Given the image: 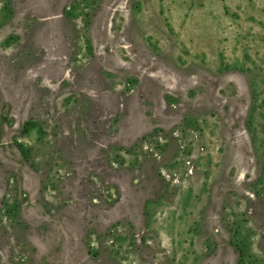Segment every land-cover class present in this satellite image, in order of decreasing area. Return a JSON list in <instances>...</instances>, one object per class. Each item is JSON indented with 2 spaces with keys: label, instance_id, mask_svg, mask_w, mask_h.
Masks as SVG:
<instances>
[{
  "label": "flooded vegetation",
  "instance_id": "1",
  "mask_svg": "<svg viewBox=\"0 0 264 264\" xmlns=\"http://www.w3.org/2000/svg\"><path fill=\"white\" fill-rule=\"evenodd\" d=\"M82 1L81 18L95 52L75 70L70 40L75 6ZM95 1L101 7L90 6V0H4L8 22L18 25L19 50L15 60L11 54L5 63L0 60V207L6 196L16 195L20 209L36 211L29 264H117L108 244L114 240L128 241L134 254L154 264V256L163 253L148 228L147 206L170 200L169 185L157 171L163 161L155 156L132 171L112 170L110 146L122 149L133 142L136 147L158 130L166 135L202 101L208 103L206 97L189 101L180 95L182 82L145 48L128 41V0ZM116 14L121 23L113 33ZM113 81L118 82L114 89ZM69 104H79L77 114H71ZM116 119L117 129L110 135ZM30 122L38 126L40 138L48 132L55 138L60 155L72 165L59 179L63 205L53 209L54 217L44 211L41 174L30 170L14 143ZM241 183L237 177L232 186L248 197L254 222L264 224L254 196ZM108 185L114 188L110 199ZM213 231L214 250L203 264H235L237 246L215 227ZM91 238L98 241V252ZM3 250L0 264H7Z\"/></svg>",
  "mask_w": 264,
  "mask_h": 264
},
{
  "label": "rangeland",
  "instance_id": "2",
  "mask_svg": "<svg viewBox=\"0 0 264 264\" xmlns=\"http://www.w3.org/2000/svg\"><path fill=\"white\" fill-rule=\"evenodd\" d=\"M93 1L90 0V6L101 7ZM127 3L131 23L128 41L145 48L165 67L167 74L182 82L180 95L189 101L201 97L208 100L186 114L183 123L178 121L170 127L166 135L158 130L146 136L142 145L133 147L132 142L122 149L115 143L110 146L107 163L112 170L132 171L156 159L155 156L163 161L157 171L169 185L170 200L162 199L147 206L148 228L155 235L157 249L163 253L154 256V264H203L214 250V227L237 246L235 264H264V224L254 222L248 212V197L232 186L237 177L243 180L241 186L254 196L264 216V0H239L236 10L243 14L239 18L231 17L232 9L225 7L227 0H128ZM83 4L82 1L75 6V27L70 40L71 65L75 70L85 65L95 52L86 19L81 18ZM5 14L4 0H0L3 63L8 54L14 60L18 58L19 50L18 25L15 21L8 22ZM184 16L190 19L189 32L174 33L169 26L170 17L180 23ZM112 21V31L116 33L121 16L116 14ZM213 23L229 33L226 40L235 49L233 63L227 64L228 67L194 63L182 52L185 45L181 39L213 45L214 35L208 31ZM111 83L113 89L118 85ZM78 105L69 104L72 115L77 114ZM172 106L178 107L177 103ZM116 129L117 119L111 122L108 133L114 135ZM14 143L20 147L30 170L41 174L44 211L54 217L53 209L63 205L58 194L59 179L72 170L71 163L62 158L49 132L40 138L34 122L25 125ZM107 192L110 199L114 188L108 185ZM16 197L6 196L3 204L1 201L0 261L4 259V246L7 264H29L27 253H33L30 238L35 233L36 211L20 209ZM97 242L90 239L98 252ZM108 244L117 264H147L134 254L128 241L114 240Z\"/></svg>",
  "mask_w": 264,
  "mask_h": 264
},
{
  "label": "crops",
  "instance_id": "3",
  "mask_svg": "<svg viewBox=\"0 0 264 264\" xmlns=\"http://www.w3.org/2000/svg\"><path fill=\"white\" fill-rule=\"evenodd\" d=\"M227 1H228V5H226L225 7L232 9L231 17L233 16H236V18H239L240 16L243 17L242 12L236 10V6H238L239 0H227ZM234 12H238V13L236 14ZM225 14L226 13H224V16H226ZM189 23H190V19L187 16H184V21H180V23L175 21L172 17H170L169 20V26L174 33L182 32L184 34H187L190 30V27L188 28ZM182 24H184L183 28L181 27ZM213 24L214 25L208 28V31L214 35L213 45H208L206 42L195 41L194 43L191 42V40L189 41L188 39L185 40L181 39L180 42L184 43L185 45V48L182 49V52L186 53L188 60L193 61L194 63L204 62L208 65L215 67H221V66L228 67L229 65L227 64L233 63L232 58L234 57L232 55L235 49L229 44V40H226V37L228 38L229 33L228 32L224 33L222 31V27L218 23H213Z\"/></svg>",
  "mask_w": 264,
  "mask_h": 264
}]
</instances>
